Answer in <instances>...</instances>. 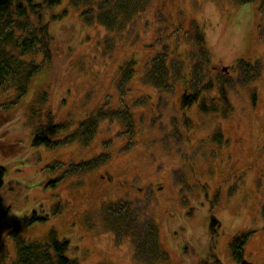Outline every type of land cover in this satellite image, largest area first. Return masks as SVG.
<instances>
[{"label":"rangeland","instance_id":"rangeland-1","mask_svg":"<svg viewBox=\"0 0 264 264\" xmlns=\"http://www.w3.org/2000/svg\"><path fill=\"white\" fill-rule=\"evenodd\" d=\"M83 3L87 9L93 0ZM176 5V0H171L170 6L162 9L159 0H154L146 15L125 30L123 41L119 39L121 36L113 38L115 43L109 39L106 29L81 20V12L78 13L70 0H63V5L54 10L53 13H61L67 7L68 14L60 21L51 22L52 59L30 81L19 70L22 74L17 79H8L4 87L0 86V162L7 168L1 193L8 231L17 230L27 242H48L52 234L59 241L68 240L70 254L79 264H149L154 246L142 226L140 245L109 230L108 217L110 214L116 217V213L104 205L105 199L115 203V211L123 209L126 190L121 184L113 185V192L109 193L104 188L110 187L108 177H102L105 185L100 183V175L107 174L114 179V184L118 181L130 187L151 184L149 187L155 193L149 197H143L140 194L143 191L132 189L135 193L130 198V214L133 218L149 219L154 211L157 219L166 222L160 243L173 258L168 260L171 264H193L187 258L180 257L182 262L176 259V247L189 239L207 243V213L219 199L226 206L215 212V222L225 227L229 235L249 229L246 253L254 264H264V155L252 156L248 151L231 169L223 170L233 152L227 154L226 148L220 147L221 131L220 135L217 133L224 120V129L233 134H228L232 139L241 136L256 144L264 140V91L258 107L250 109L248 94L243 95V78L235 83L213 71L219 61L233 65L239 56L257 50L260 37L264 40V18L260 19L258 5L247 11L234 0H179ZM50 16L48 11L45 20ZM193 25H199L206 35L212 50L208 58L201 46L194 45L191 37L176 29L180 26L187 33ZM164 29L163 37H169V41L161 43L158 36ZM260 29H263L261 34ZM98 45L103 47L98 50ZM244 45L248 47L246 54ZM167 48L171 75L167 77V70H154L148 76L149 58L162 62L163 58L157 60V54ZM177 56L185 57L182 66ZM129 61L132 68L127 67L131 65ZM120 68H127L121 79ZM190 71L193 76L189 82ZM210 71L217 75L218 83L226 80L237 107L233 120L207 113L217 109L213 99L216 91L205 90L210 83ZM14 74L13 71L9 76ZM186 82L190 87L193 85L187 93L192 99L197 98L194 93L200 94L191 106L182 97L187 90ZM24 83H29L28 89ZM214 88L218 86L214 84L211 89ZM225 97L230 99L229 94ZM149 105L156 110L151 112ZM170 105L176 107L170 109ZM100 109L104 115L98 130L93 126L91 131L83 133L81 120L90 113L96 119L94 114ZM167 111L164 118L167 124L159 126L156 120ZM50 112L55 125L68 124L60 136L51 138L53 141L60 142L69 132L82 140L94 133L88 147L78 140L72 144L61 142L54 148L35 147L32 138L38 120L44 122ZM125 112L132 124L135 119L133 128H129ZM150 123L152 131L160 127L156 145L150 143L153 139ZM249 148L245 143L244 149ZM185 153L196 159L186 162ZM89 156L110 157L107 164L102 160L90 169L87 167ZM214 161L215 165L210 166ZM234 169L242 181L231 174ZM192 175L196 177L189 178ZM184 191L200 194V204L194 201L189 209ZM153 197L159 198L155 209ZM33 217L38 220L32 221ZM123 218L118 223L119 229L133 235L135 231L128 230L132 225L129 215ZM176 230H180V237L175 238ZM6 240L14 258L17 242L11 236ZM205 247L193 251L191 246L186 248L202 262L208 259L207 255L199 259L205 254ZM226 253L227 249L219 246L222 260L226 259ZM12 258L8 264H12Z\"/></svg>","mask_w":264,"mask_h":264},{"label":"trees","instance_id":"trees-1","mask_svg":"<svg viewBox=\"0 0 264 264\" xmlns=\"http://www.w3.org/2000/svg\"><path fill=\"white\" fill-rule=\"evenodd\" d=\"M83 1L84 0H70V2H72V4L75 5V8L78 11V13L81 12V16L79 18L82 20V18H85L87 15L85 20L88 23L96 24L106 29L110 37L109 39L115 43V40L113 38H117V36H121L119 37V39L123 41V38H124L123 33L125 32V30L130 28L133 25V23L136 22L138 19H141L142 17L146 15V13L150 9L154 0H93V3L89 4L87 9H85L86 4H84ZM85 1L88 2V0H85ZM234 1H236L239 5L245 7L247 11L253 10L254 7L258 5V11L260 12L259 13L260 19L264 18V0H234ZM107 2L108 3L110 2V3L108 4ZM170 2L171 0H166L165 8L170 6ZM176 2L178 5L179 0H176ZM61 5H63V0H0V86L1 87H4V85L6 84V80L10 79L11 81L14 78L17 79L18 78L17 75H20L22 73L25 76H28L29 81H30L36 75L41 73L43 69L45 68V65L47 64V62H49L52 59V54H53L52 42L54 41V39L52 35L53 32L51 28L52 26L51 22L54 23L55 21H60L64 15L68 14L67 7H65L61 11V13H53L54 10L60 7ZM162 5L164 7V4ZM160 6H161V3H160ZM48 11L51 12V16L46 21L45 14ZM170 21L171 19H168V22ZM262 26L263 25H261V27ZM177 28H179L180 31H183V33L186 34L188 38L191 37V34L189 32L186 33L182 27L177 26L176 29ZM165 30L166 29H164L158 36V39L161 37V41H160L161 43H165L169 41L167 40L169 37L168 38L163 37L164 35L163 32ZM198 30L200 31L198 34L200 36V39L204 41L206 38L204 31L202 29L201 30L198 29ZM262 30L260 29V34L262 33ZM176 37L179 38L178 35ZM261 40H263L262 36L260 37V40L258 41H261ZM99 44L102 45L103 42H99ZM198 44L199 43H196V45ZM100 45L97 46L98 50H100L103 47ZM247 48L248 47H246V45L242 47V49L244 50L243 53L246 54L245 50ZM150 51L151 53H153L152 45H151ZM256 51H254L253 53H249L248 55L253 56ZM157 55L159 56L157 60L160 58H163V61L160 63H157V61H153V60L150 61L151 59L149 58V67L147 69L146 74H148V76H151L153 73H155L154 70L159 71V72H164L167 70V77H168L169 75H171L170 74L171 69L167 65V60L169 57L168 48L167 50L164 49L163 52ZM239 57H242V56H239ZM257 57L259 56H255L254 59H249V60L252 63H253V60L254 62H257L258 61L256 60ZM184 58H185L184 56L176 57L180 65L184 63ZM190 60H191V64H194V61L191 57H190ZM263 60H264V56H263V59L261 58L258 61V63H261ZM130 63L132 64V62ZM127 67L130 68L131 65L128 66L127 64ZM121 68H120V79H121V76H123V70L127 69V68H123L121 70ZM19 70H21L22 73ZM13 71L16 72V74H14L13 76H9L11 72ZM158 76L160 75L158 74ZM192 76H193V72L190 71L188 81H191ZM224 77L225 76H223L222 78ZM151 79H154V78H151ZM151 81L153 82L154 80H151ZM29 83H24L23 85H26L25 87H27L28 89ZM210 83L212 85H210L209 88L207 89L209 91H211V87L214 85V82L212 79H210ZM192 86L193 85H191L190 87V83H186L187 90H192ZM218 88L221 94L217 93L215 95L214 101L219 102L220 99L223 98L222 104L226 107V108H223L225 112H222V111L217 112L219 110L214 108L212 110H208L207 113H212V115L214 113L215 115H218L219 117H222L223 119L229 116V119L233 120V118L236 117V114L234 112L237 109V107L232 101L231 94L228 93L229 87L226 84V80L219 82ZM157 90L162 91V89L160 90L158 88ZM213 90L216 91L217 88H214ZM227 94H229L230 99H224L226 98L225 95ZM194 95H196L197 98L192 99V97L189 96L188 94L185 97H183V100L185 99V102H187V106H191L193 105V102L198 101V96H200V94L194 93ZM252 101H255V95H252ZM170 106H171L170 109H172V107H176L174 105H170ZM182 106L185 110L187 109V107L183 103H182ZM150 109H151V112H154L156 110V109H152L151 107ZM168 111L163 115V117L160 120H156L159 123V126L165 127V125L167 124L164 122V118L166 114L168 113ZM50 114H48L50 116L47 115L48 117H46V120L44 122H41L38 120V125L35 129V132L32 138V142L35 147L45 146V147L54 148V147L59 146L62 143L72 144L76 140H78V142L88 147L89 143L91 142L90 139L94 137V133H90V137L88 139L82 140L76 137L75 134L69 132V136H66L64 138L62 137L63 139L60 142L58 140L53 141L51 138L60 136L62 133L60 131H62L63 129H66L68 124L58 123V125H55L52 119V113L50 112ZM95 115H96V119L93 118V113H90L84 119L81 120V123H79V125L84 126L83 133H87V131L89 130L91 131L93 126H94L95 131L98 130L100 122L103 119L102 115H104V112L102 111V109H100L97 111V113L94 114V117ZM125 115H126L127 124L129 128H133L134 126H136L135 119H134V124H132L129 114L125 112ZM131 115L134 118L132 113ZM263 121L261 120L260 123H262ZM151 126L152 127L150 129L152 131L153 125L151 124ZM159 126L156 127L154 131H152L153 139H151V142H150L152 145H156L159 141V138L157 136V131L160 128ZM258 141H259V144H262L264 140H258ZM170 142L171 140H169V143ZM245 143L247 144V146L251 148L243 149L242 153L238 156H231L232 157L231 160H228L227 165L223 166V170L228 171L229 169H231L234 163L236 162V160H241L243 156H247L246 153L248 151L252 153V156H258V154H261V151H258L255 146H253L252 148V144L250 143V141H245ZM191 148L193 147L191 146ZM232 149L233 147L229 148V150H232ZM216 150H218V148H215V151ZM185 155H186L185 156L186 162H188L189 159L193 161L196 159L194 156H191L187 153H185ZM89 157L90 158L87 157V159H90L88 161L87 167L92 169L97 163H100L102 160H104L103 162L104 164H107V161L109 160L108 158L110 156H99L98 158L99 160L92 156H89ZM215 161L211 163L210 166H212V164L215 165ZM191 164H193V162ZM220 169L221 167H219V170ZM6 172H7L6 166L2 165V163L0 162V264H8L9 260H11L12 258L11 254L9 253L8 246L6 244V241H7L6 239L8 236L13 237V239L17 242V249H16L14 258H12L14 259L12 261V264H79L77 258H73L74 256L72 257V255L70 254L71 243L68 242V240L59 241L54 236V234H52L50 241L48 242L40 243V242H37L36 240L27 242L21 238L17 230L8 231L10 227L6 225L7 222L4 221V218L6 215V214L4 215L3 213L5 201L1 193L4 187ZM237 172L234 169L233 171H231V174H233V176H239L242 181L243 178ZM239 173H243V172H239ZM102 177L104 178L108 177L107 183L110 185V187L108 188L104 186V188L107 189L109 193L113 192V189H114L113 185L118 186L121 184L120 187L126 190L125 191V195H126L125 201L126 202L124 206L125 208L123 209H119L118 211H115V203H110L112 201L106 202V199H105L104 205L107 208L112 207L114 209V212L116 213V217H114L111 214L108 217V221H109L108 225L111 228L109 229L110 232H112L117 237H120V238L126 237L127 239L132 240L133 243L140 245L141 239L143 238L139 232L142 228H144L148 232V240L151 241V243H153V246H154L153 258L149 264H171L170 261L168 262V260H170V258L172 260L173 258L170 255H168L165 248L162 247L160 243V238L164 236V233H165L164 227L166 226L165 225L166 222H163L161 219H157L158 217L157 215L154 214L155 213L154 211L152 213V216H150L149 219L144 218V216L133 218L130 214V212L132 211V201L130 200V198L134 196V193L137 190L143 191L140 193L141 195H143V197H146V195L148 197L153 195L155 192L151 187H149L151 184L149 182H145V183H142L141 186L133 185L132 187H130L131 185L125 184V183L124 185H122V183L119 181L116 184H114V179L107 174L100 175L101 184L102 183L106 184V181L103 180ZM192 177H196V175H192L189 178H192ZM220 181L221 180L219 177V185H220ZM209 187L211 186L209 185ZM132 189H135V191H133ZM213 193L215 192L213 191ZM184 200L187 203V207L190 209L191 204L194 201H197L200 204L201 198H200V194L198 193H191V192L184 191ZM152 201H155V205H154V209H155L156 204L159 205V198L153 197ZM220 201L221 199H219L215 207L210 208L209 213H207L208 215L207 228L208 229H207V234H206V239H205V242L207 241V243L205 244L202 240H198V239H189V242L180 243V245L176 247V253H177L176 259L181 261V258H187L193 264H254L253 262H251V260L249 259L250 257L246 253V250L248 247V240L250 238L248 237L249 229L243 230V231H237L229 235L228 234L229 231L225 229V227L215 222L214 218H217L214 215L215 212L222 211L224 206H226L223 203L220 204ZM128 215L130 217L129 220L131 221V224H132L131 229H128V230H131L132 233L135 231V233L131 236L128 235L127 232H122L118 226V223L121 222L120 220L124 219L123 216L128 218ZM37 220H38L37 217L32 218V221H37ZM209 220H210V223H209ZM134 227L135 229H133ZM182 229H184L183 226H182ZM179 231L180 230H176V232H173L175 234V238L180 237L179 235L181 234L178 233ZM255 234H257V232ZM205 245H206L205 250H204L205 254L200 256L199 259H201L203 256H206V255L208 256V259L207 261L203 260L202 262H198L197 257H195L193 254H190L189 253L190 250L186 248L187 246H191V251H193V250L201 249ZM219 246H222L223 248L227 249L225 260H222L219 257V254H218ZM142 249L143 247L141 246L140 251ZM74 252H76V250H74ZM181 264H183V262Z\"/></svg>","mask_w":264,"mask_h":264},{"label":"flooded vegetation","instance_id":"flooded-vegetation-1","mask_svg":"<svg viewBox=\"0 0 264 264\" xmlns=\"http://www.w3.org/2000/svg\"><path fill=\"white\" fill-rule=\"evenodd\" d=\"M159 2L161 3V6L163 9H165V4H166V0H159ZM164 4V7L163 5ZM258 45L259 47H257V49L259 51L262 52V55L264 56V40L258 41ZM262 57H257L256 60H260ZM247 58V59H245ZM255 55L253 56H242V57H238L235 60V63L233 65H224L222 63L217 62L214 67H213V71L216 73H220V74H224L225 77L227 78V81H234L239 82L238 79L239 78H243L244 83V92L243 95H247L249 97V107L250 109H255L258 107V102H259V98L261 96V94L264 91V60L261 63L254 62L253 63L249 60V59H254ZM235 71V75L233 76ZM210 76L211 79L213 80V82L216 84L217 81V75L216 77L213 75L212 71H210ZM190 82V81H189ZM187 83V82H186ZM227 84V83H226ZM208 88L210 85H212L211 83L207 84ZM207 88V89H208ZM205 89V90H207ZM214 91L213 89H211V92ZM188 93V90H186L183 94L182 97H185ZM220 93L219 88H217L215 94L213 95V99H215V95ZM229 93H230V89H229ZM252 95H255V101H252ZM223 98L220 99L219 102L216 103L217 105V109L219 111L217 112H225V110H223V108H226L223 104H222ZM233 101V99H232ZM185 102V99H184ZM193 107V106H192ZM198 107V106H195ZM225 119H229V116L226 117ZM221 127V135L219 130H217V133L220 135L221 137V142L220 143V147L221 148H226V153L228 154L229 152H233L232 155L230 156H238L242 153V150L244 149V145H245V141H250V143L255 146L257 148L258 151H261V154L264 155V143H262L261 145L256 144L255 142H253V140L251 139H245L241 136H238L234 139H232L231 136H229L228 134L233 135L232 133H227L224 129V120L223 123L220 125ZM230 147H233L232 150H229ZM232 158V157H231ZM233 163V162H232Z\"/></svg>","mask_w":264,"mask_h":264},{"label":"bare ground","instance_id":"bare-ground-1","mask_svg":"<svg viewBox=\"0 0 264 264\" xmlns=\"http://www.w3.org/2000/svg\"><path fill=\"white\" fill-rule=\"evenodd\" d=\"M86 17H87V15H86ZM85 17V18H86ZM85 18H82L83 20H84V22H86L87 24H89L86 20H85ZM90 24H92V23H90ZM198 29H200L201 30V28L199 27V25H193L192 26V28H191V30H190V34H191V38H192V40L194 41V44L196 45V43H199L198 44V46H201L207 53H208V56H207V58L208 57H210L211 55H212V50H211V47H210V45H209V43H208V41H207V39L205 38V40L204 41H202L201 39H200V36L198 35L199 34V30ZM205 37H206V35H205ZM261 53V51H259V50H257L255 53H254V55L255 56H259V57H262V53ZM132 66H133V64H131V68H132ZM215 84V83H214ZM216 86H218V81H216V84H215Z\"/></svg>","mask_w":264,"mask_h":264}]
</instances>
